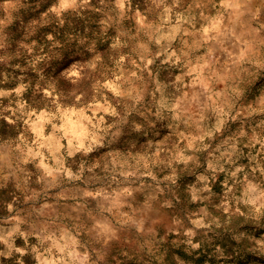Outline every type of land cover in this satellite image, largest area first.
<instances>
[{"label":"clouds","instance_id":"obj_1","mask_svg":"<svg viewBox=\"0 0 264 264\" xmlns=\"http://www.w3.org/2000/svg\"><path fill=\"white\" fill-rule=\"evenodd\" d=\"M16 5L0 0V264H156L161 246L174 264L173 244L227 264L225 239L264 255L262 10L25 0L38 28L17 39Z\"/></svg>","mask_w":264,"mask_h":264},{"label":"rangeland","instance_id":"obj_2","mask_svg":"<svg viewBox=\"0 0 264 264\" xmlns=\"http://www.w3.org/2000/svg\"><path fill=\"white\" fill-rule=\"evenodd\" d=\"M24 2L25 0H17L16 8L12 9L9 14L12 23L6 29L7 32L14 34L17 39L22 38L24 33L31 32L34 29L38 28V25H33L31 23L32 19L37 17H34L32 14L25 13L23 8ZM251 6L253 8H257V7L260 8L262 10V16H264V0H252ZM21 17H23L24 20L23 27H21L20 24ZM43 30L46 31L47 29H43ZM225 46L226 47L229 46L228 41H225ZM213 47L216 48V51H214L213 56L218 57L219 63H225L226 62L225 56L219 54L218 46L214 45ZM15 62H20V61L17 60ZM25 66H26L25 64L23 63L21 64V67H25ZM17 72H19V70H17ZM175 74H179V72L177 71ZM161 78H163V73L161 74ZM256 79H264V77H257ZM256 79L250 80L247 84V88L245 89V92L246 94L249 95L250 99L254 94H256L255 88L253 87V85L256 84ZM3 86L4 85H0V87ZM5 103H7V101H5ZM0 151H3V149H0ZM244 163H247V160H245ZM216 190L219 191V188H217ZM17 194L19 195V192H17ZM10 201H11V196L9 195V190L7 188H0V227H5V228L9 227V225L4 223V218H6L8 215L6 204ZM124 211L127 212L128 209H124ZM115 220L116 222H119L118 218H115ZM162 234L163 233L161 232V235ZM172 236L173 238H175L174 233L172 234ZM217 243L221 244L224 248L228 250V252H231L234 256V259L228 261L227 264H264V255H261L258 252L246 249L240 252L239 254H236V252L234 251V242H230L228 239H225L223 241H217ZM230 243L233 245V247H229ZM16 244L17 246H23V239L17 238ZM171 250L174 251L175 255L178 257V260H176L174 264H217L215 258L212 255L213 249L210 247H206V246L202 247L201 250L197 251L194 255H188L187 252L182 251L178 244L171 245ZM161 259L163 260V264H173L172 252L167 251L164 246H161ZM161 259H158L156 261V264H161ZM145 264H147V262H145ZM221 264H223V262H221Z\"/></svg>","mask_w":264,"mask_h":264}]
</instances>
